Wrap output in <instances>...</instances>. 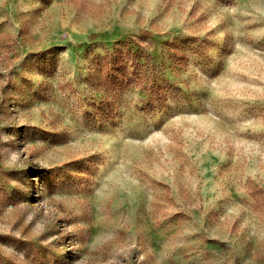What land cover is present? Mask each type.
I'll return each instance as SVG.
<instances>
[{
  "label": "rangeland",
  "instance_id": "374dc122",
  "mask_svg": "<svg viewBox=\"0 0 264 264\" xmlns=\"http://www.w3.org/2000/svg\"><path fill=\"white\" fill-rule=\"evenodd\" d=\"M0 264H264V0H0Z\"/></svg>",
  "mask_w": 264,
  "mask_h": 264
},
{
  "label": "trees",
  "instance_id": "16d2710c",
  "mask_svg": "<svg viewBox=\"0 0 264 264\" xmlns=\"http://www.w3.org/2000/svg\"><path fill=\"white\" fill-rule=\"evenodd\" d=\"M117 53H113L111 55L105 56V57H98L95 61L96 66L98 67H105V66H112L114 69H117L121 66V55H123V52L121 50H117ZM124 60V58H123Z\"/></svg>",
  "mask_w": 264,
  "mask_h": 264
}]
</instances>
